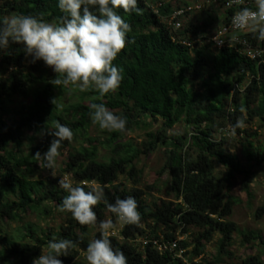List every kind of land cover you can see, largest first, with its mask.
Masks as SVG:
<instances>
[{
    "label": "trees",
    "instance_id": "1",
    "mask_svg": "<svg viewBox=\"0 0 264 264\" xmlns=\"http://www.w3.org/2000/svg\"><path fill=\"white\" fill-rule=\"evenodd\" d=\"M225 1L214 0L213 4L223 7ZM249 1L251 4L247 8L256 9L255 1ZM187 5L186 1L173 5L169 0H138L140 14L119 11L131 25L125 48L114 61L121 69L123 79L115 94L100 96L97 92L99 98L92 103H103L113 112L121 109L122 112L116 114L127 118L126 131L158 120L162 121L163 128L156 133L149 132L142 149L116 143L126 131H113L106 143L116 154L123 155L105 162L99 161L97 146L76 149L72 145L79 134L87 135L92 124L91 107L77 103L61 108L58 94L67 87L51 83L56 78L53 71L45 72L41 84L34 88L35 75L23 73L27 60L23 46L10 44L0 50V264H32L43 248L49 251V241L58 239L73 242L69 255L59 257L72 262L81 251L86 253L87 245L93 239L100 237V231L92 237L93 227L107 217L116 222L117 218L107 205L129 196L136 200L141 219L138 224L124 226L123 240L109 236L114 249L126 256L127 264H185L168 251L160 252L152 244L140 248L135 243L140 237L151 239L163 235L166 239H176L178 231L188 233L191 227L199 230L193 249L188 251V241H179L180 246L187 249L189 259L203 255L204 242L212 240L216 233L220 234L218 260L221 255L230 254L227 248L234 233H239L243 242L259 240L264 248L261 235L241 231L237 223L229 220L233 203L227 194L236 174L244 171L237 157L224 148L225 141L215 140V134L222 126L220 122L229 121L237 128L243 111L250 120L258 119L264 127V62L248 58L236 44L216 49L213 41L206 37L191 46L183 44L182 39L208 35L211 27L210 22L200 25L188 19L181 30H175L168 19L176 8ZM233 12L234 9L224 8L222 24L228 23ZM18 14L42 16L53 24H59L64 15L56 0H0V18ZM244 36L264 50V40L257 39L253 29ZM211 47L216 49L215 53L208 51ZM36 62L32 65L34 70L42 72L43 62ZM208 69L209 75L205 78ZM7 72L9 76L3 78ZM246 80L247 85L241 90ZM16 95L32 97V100L11 112L8 105ZM56 121L67 125L74 133L72 140L63 141L58 150L60 155L69 149L64 172L71 175L73 186L89 191L96 188L92 185L96 183V189H103L104 200L94 206L96 226L81 225L70 212L61 210L62 199L67 193L56 182L32 178L41 166L46 168L43 153L54 138L47 130H51ZM182 121L192 128V133L168 137L166 131ZM26 132L33 133L32 142L37 135L43 136V140L33 144L28 152L23 148ZM159 144L166 145L171 153L165 170L171 175L175 199L151 204L145 199V192L137 187L141 170L134 162L141 155L154 152ZM248 145V160L256 165L264 164L262 148L254 153L249 149L251 142ZM192 150L195 157L191 156ZM214 160L227 168L225 176L215 174ZM123 176L134 181L132 187L120 179ZM53 208L64 216L55 232L44 231L39 235L33 225L25 227L26 233L7 229L6 221L16 222L29 211L51 214ZM263 215L264 204L256 211L257 218ZM191 264L199 263L191 261ZM234 264H264V261L256 254Z\"/></svg>",
    "mask_w": 264,
    "mask_h": 264
},
{
    "label": "clouds",
    "instance_id": "2",
    "mask_svg": "<svg viewBox=\"0 0 264 264\" xmlns=\"http://www.w3.org/2000/svg\"><path fill=\"white\" fill-rule=\"evenodd\" d=\"M64 13L59 24L46 22L42 16L12 15L0 18V50L10 44H20L31 62L42 61L56 74L53 85H72L80 91L95 90L100 96L115 92L123 79L121 69L114 63L125 48L131 25L119 11L140 14L138 0H56ZM256 10L241 9L234 16L238 28L251 26L256 38L264 40V0H255ZM55 103V99L52 100ZM90 120L108 132L126 131L127 118L109 110L103 103H92ZM47 134L54 137L43 153L45 167L53 169L63 141H71L73 130L56 121ZM37 155H40L38 152ZM59 187L67 195L61 210L71 213L81 225H97L94 206L104 200L103 189L73 186L64 178ZM108 210L124 224H138L141 215L136 200L129 196L107 205ZM100 237L86 248L88 264H127L122 251L114 249L110 239L112 220L99 222ZM73 242L67 239L49 241V251L32 260V264H63L59 257H67Z\"/></svg>",
    "mask_w": 264,
    "mask_h": 264
},
{
    "label": "rangeland",
    "instance_id": "3",
    "mask_svg": "<svg viewBox=\"0 0 264 264\" xmlns=\"http://www.w3.org/2000/svg\"><path fill=\"white\" fill-rule=\"evenodd\" d=\"M173 5L178 4V1L188 2L190 5L196 3L194 0H169ZM204 1V0H200ZM255 1V0H253ZM12 15H7L10 17ZM224 17V8L216 4L205 5L204 9L201 11H196L190 17L184 19L186 22L188 19L190 21H197L198 24H203L205 21L210 22L211 27L209 30V35L215 32L221 25ZM209 52L215 53L216 49L211 47L208 49ZM31 58L27 57L25 68L23 73L34 74L36 81H34L33 87L36 88L41 84V76L45 75V72L51 73V68L48 69L44 63L41 65L42 72H36L33 68ZM11 72V69L9 70ZM9 72L3 75V78L9 76ZM209 75V69L205 72V78ZM248 80H246L241 86V90L247 85ZM200 82L197 83V87ZM89 91H93L90 92ZM234 91V88L232 89ZM109 94V93H108ZM115 94V92H113ZM99 98V95L95 90L89 89L86 91H80L78 87L68 85L67 89L62 93L58 94V103L61 108L68 107L72 104L83 103L85 105L91 106L92 100ZM101 98V97H100ZM102 101H106V98H101ZM32 100V97H25L16 95L13 101L9 103L8 108L11 112H15L23 103H28ZM121 109H115L114 113L120 114ZM222 125L220 129L217 130L215 134V140H224V148L226 151L237 157L240 162L243 173L236 174L231 189L229 190L227 197L231 198L233 203V213L229 217V220L237 223L241 231H253L258 235H261L264 239V215L260 218L256 217V211L259 207L264 204V164L256 165L254 161H250L247 158V147L248 143L251 142L252 146L249 147L254 153L258 152L260 148L264 151V127H261V123L258 119L250 120L246 111H243V117L238 120V127H234L229 121H221ZM163 128V123L161 120L155 121L151 124H141L135 126L133 130H128L125 132L122 138H119L116 143L130 144L135 148H143L144 141L148 140L147 134L149 132H158ZM113 132H108L106 130L99 129L98 125L91 124L87 131V135H78L73 141L72 145L76 149L81 147H90V145H95L98 147V159L99 161H108L111 157L119 158L123 154H116L113 151L112 146L106 143L112 136ZM189 134L192 133V128H188L184 121L178 123L173 128L168 129L166 134L168 137L174 134ZM32 132H26L24 137V151L28 152L33 144L41 142L43 136L37 135L35 142H32L31 136ZM65 150L64 153L60 154L53 169L49 170L44 167L35 173L32 177L33 179H39L43 181H54L58 184L60 178L66 179L72 185L74 181L69 173H65L64 169L66 166V161L68 160V151ZM191 156L195 157L196 154L192 150ZM171 156L170 150L166 145L159 144L157 149L148 154L141 155L135 160V165L141 170L140 184L137 186L145 192V199L151 204L153 202H160V200L173 201L174 194L171 191V175L169 171L165 170V166L169 161ZM214 172L217 176H225L227 173V168L219 164L217 160H214ZM128 187H132L134 181L127 179L124 176L120 178ZM59 185V184H58ZM94 187H98L96 183L92 184ZM106 220H111L107 217ZM64 216L60 213L57 208H53L51 214H43L41 211H29L21 219L16 222L6 221L7 229L17 233L18 231L26 233L25 227L33 225L39 235L43 232L53 231L55 232L59 226L63 223ZM114 227L110 230V233L118 232L123 229L126 225L123 222L116 219L113 223ZM97 232H99V227H93L91 230L92 237ZM199 230L197 228H189L188 233H183L182 230L178 231L177 236L181 240H186L190 243L188 251H191L194 246V239ZM140 239L135 243L137 247L142 248L139 244ZM219 240L220 234L216 233L212 240L206 241L204 254L199 257L190 258V262L198 261L199 264H234L240 263L243 259L252 256L260 255L264 261V248L260 244V241H250L243 242L242 237L239 233H234L231 245L227 248L230 254H223L219 257ZM48 252V248H43L42 254ZM63 264H88L86 260V253L80 252L78 257H76L72 262H66L64 260Z\"/></svg>",
    "mask_w": 264,
    "mask_h": 264
},
{
    "label": "built area",
    "instance_id": "4",
    "mask_svg": "<svg viewBox=\"0 0 264 264\" xmlns=\"http://www.w3.org/2000/svg\"><path fill=\"white\" fill-rule=\"evenodd\" d=\"M214 0H204L196 1V3L192 5H187L184 7L176 8L174 12L171 14L168 22L175 30H181L184 25V19L193 15L196 11H201L204 9L205 5L213 4ZM251 4L249 0H226L224 2L225 9H234L233 14L231 15L228 23L222 24L215 32L212 34H199L198 36H193V39H182V43L185 45H193L198 41L202 40V37H206L208 40L213 41V46L216 49H220L226 45L236 44L238 48L241 50L243 54H245L248 58L252 60L260 59L261 62H264V50L258 46H254L245 36L244 34L249 33L253 28L251 26L238 28L234 24V16L238 14V12L247 8V6ZM249 9V8H248ZM255 11L256 9H250ZM207 40V41H208ZM84 185L87 183L84 182ZM124 228V227H123ZM122 231V230H121ZM121 231L109 233V236H115L119 239L123 240L124 237L121 234ZM139 240V239H138ZM137 240V241H138ZM181 239L178 237L176 239H166L161 235L159 238H147L142 237L140 239V245L142 247L147 246L148 244H152L155 248H157L160 252H170L176 258L181 259L185 264H191L189 257L186 255L187 249L181 247L179 241ZM195 263H198L196 261Z\"/></svg>",
    "mask_w": 264,
    "mask_h": 264
}]
</instances>
